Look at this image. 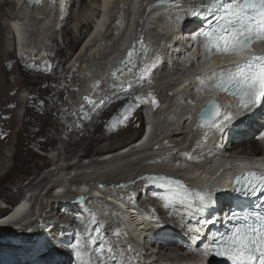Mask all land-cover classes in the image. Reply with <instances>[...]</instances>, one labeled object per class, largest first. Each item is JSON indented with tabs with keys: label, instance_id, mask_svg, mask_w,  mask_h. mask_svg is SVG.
I'll return each instance as SVG.
<instances>
[{
	"label": "bare ground",
	"instance_id": "obj_1",
	"mask_svg": "<svg viewBox=\"0 0 264 264\" xmlns=\"http://www.w3.org/2000/svg\"><path fill=\"white\" fill-rule=\"evenodd\" d=\"M97 1H99V5L90 4L85 6L82 4L78 9H76L75 0H62V5L65 11L63 10V13L60 12V14H58L59 17L56 21L59 24V27L55 37L51 35L50 38L52 39V42H56V47L52 46L49 52H45V54L50 53L46 55L47 57H45L44 51L38 52L31 58H29V55H27L28 57H24V59L26 58L25 60L23 59L25 64L21 66L20 62L18 61L19 57L16 50H14V48H7L3 39L0 38V200H8L11 202L19 195L23 196V188L28 187L34 192L30 200L33 201L37 206H35L34 209H38L39 215L41 212L46 211L49 207H52L53 201L55 199L53 192L56 188L62 189L63 187L67 186L66 192L60 197L67 196L72 198L78 189L84 188L81 186L82 181H85L89 184L95 179L121 178V176L137 172L140 168L143 169V173L149 170H147V168H151V170L156 173L158 172V169L155 167L162 166L159 168H163L165 165H168L165 163L149 165L144 164L143 150L145 147L142 143L137 142L138 136L143 132L139 137L140 139L144 134L143 128L145 125V117H143L142 125V121L137 114L132 116L135 108L140 105V98L142 97H140L138 92H133V88L137 87V90L140 89L138 84L144 82L142 80L141 74L138 73L135 76H132V79L126 80L124 82L122 81L121 83L116 82L117 84H112L111 88L104 92L105 94H103V97L93 107L87 106V103L84 99L83 103L86 106H82V108L78 107L77 105L73 104V101L70 100L71 98L68 97L69 95H73L77 86L76 84L83 85L82 77L84 74L85 76L93 74L99 68L109 63L113 58H115V55L122 51V48L126 44V40L131 36V30L126 33V36H124L121 45L118 43L116 46H114L115 49L107 55V59L104 57L106 59V64L103 60L101 63L98 62L97 66L95 60L102 58L101 50L103 46H106L108 43H112L113 37L119 32L121 28L124 30L123 25L128 15L129 5L131 7L129 16L132 17V23H137V21L143 23L146 21L145 12L148 9V5L145 4V0H116L117 7H115L114 10V13H116L114 22L115 20L118 21L117 19L120 15H122L120 19H122L121 21L123 22H115L107 31V33L111 31L113 34L108 36H106L107 33L103 35V27L102 29L101 27H98L95 33L86 40L90 30L93 27L91 22L95 23L94 18H90L92 15L88 14L87 10H90L91 8L98 12L99 6L103 4V0ZM110 1L111 0L105 2L104 5H107L106 9H108ZM51 2L53 3L54 0ZM84 2H86V0H84ZM44 5L45 3H41L36 6L38 9H43ZM50 5L51 3L49 6ZM9 8L14 9L12 1L0 0V13L9 15ZM47 10L48 12L50 11L49 8ZM122 11L123 13H126L121 14ZM97 12L94 13L93 11L92 14L95 16L97 15ZM162 13L164 14L166 12ZM36 14L40 18H43L40 24L41 28L43 27L44 29V26L49 23L48 18L50 15H46L44 10H39L36 12ZM153 19L154 15L151 19L149 18L148 24H151ZM177 23L178 22L172 17L165 18L163 30H165V32L168 34L167 39L173 40L175 34L174 28L176 27ZM88 24L90 25V28L87 26ZM15 25L17 27V31H20V36L22 35V43H20L25 45L29 41L28 25L22 22V20L17 21ZM2 31L3 28L0 29L1 35ZM12 33L14 35V30H12ZM59 33L62 35L63 43H60L58 39ZM76 33H78V36ZM45 34L46 33H44V36H46L45 38L48 40L50 36ZM40 40L39 43L42 41ZM174 46L177 47L178 43H176ZM153 47L154 43L150 44L149 49ZM53 52H56L54 57H52ZM163 52H166V55L160 56L158 63L155 64L156 70L164 71L165 68L170 67L171 62H173L172 64H175L174 56L177 55L173 46L169 47V49ZM172 55L173 58L171 57ZM55 58L59 59L57 64H55ZM88 58H92V60L86 61ZM192 58H195L194 53H191L188 57L182 58V60L191 62ZM49 62L51 63L48 64ZM67 65L69 66L68 69H66ZM203 66L204 62H202L201 66L192 68L188 74H185L183 82L191 81L195 76V73H197L199 70L202 71ZM63 71H66L65 76H59L58 73H63ZM174 72L177 73V71ZM71 81H74V86ZM178 84L179 83H175V85ZM24 86L28 88L30 95L27 102V112L24 116L25 123L24 125H20L18 110L23 104V99L21 100V98L24 97L22 96L24 91L22 88ZM174 94L176 95V93ZM197 96H199V101L198 99L196 100ZM201 98V92L195 93L194 98L191 100L195 102H192L191 106L189 107L185 105L186 100H183V102H180V104L179 102L174 103V105H176H173L171 113L166 116L167 119L164 121L160 120L155 126H158L160 129H164V131L168 132L169 130L165 129L168 128L166 127L167 125L170 126L172 124L170 117L173 115V117L177 116V119H181V110L185 112L187 108H189L190 114L195 113L198 106H200ZM64 107L65 110L64 113H62ZM76 109H78V111H76ZM143 110L144 108L140 112V114L142 113L141 116L143 115ZM125 117H127V119H125ZM183 120L184 119H181L180 122V124L183 125L182 128L179 129L172 127L171 133L173 132L172 138H174L176 134L184 136L181 137V139L174 138V140L171 141H176L178 143L177 145L181 147L182 150H187L188 147L186 145V141L190 140V136H186V132L183 128L188 123V120ZM77 121L78 126L76 123ZM29 126L40 127V129L38 132H36V130H31ZM197 126L198 124L193 123L191 118L186 129L188 134H200L201 132L205 131V129L200 127L197 128ZM135 127H142L139 135L132 137L129 136L127 139L124 135ZM239 127L240 126L237 125L231 129L228 128V130L225 131V134H223L221 137L219 144L230 150L240 149L241 154L246 153L250 149H255L257 147V141L250 133L246 131H243L244 133H237ZM65 129L67 130L66 132L70 130L71 133L67 134L65 132V134ZM13 130L15 139H17L15 143L12 142ZM73 131L76 132V140H73L75 137L70 138L71 135L73 136ZM214 133H216V131H214ZM68 136L69 139L66 142L65 139L66 137L68 138ZM215 137L216 136L210 135L209 141L212 142ZM58 140L62 142L63 146L66 144L67 145L64 146L63 149H61V146L57 147V149H54L53 158H49L48 155L43 154H40V157L38 155L39 152L37 154L32 146L33 142H35L39 145V147H44L42 150H47L51 147L56 148V143ZM127 140L128 143L122 148H119L120 142L123 143ZM209 141L204 143L205 145L202 147V150L207 148L209 149ZM98 142L99 145L94 146V144ZM4 145L5 147H11L14 145L16 149L12 159L14 160L13 165L7 166L8 155L5 152L6 148L3 150ZM131 145L133 146L130 149H127ZM178 146H175V148ZM96 147L99 148L96 149ZM126 150L128 151L127 155L125 154ZM177 157L179 156L176 155L173 158L176 159ZM36 159H39V162L36 161ZM87 159H89L88 163L85 162ZM40 160L43 161L40 162ZM123 160L129 161L130 163L126 164H128L131 168L129 169V173H124L121 175L120 172L122 170L119 171V168L125 163L122 162ZM174 162H171V164H174ZM185 163H188L190 166L189 169L194 168L192 165L194 162L191 163V161L188 162L187 160L179 163L176 162L175 164L179 166L180 170L174 172L176 174L180 173V177H185L186 171H190L188 169L184 171L183 165H185ZM101 164H104L105 167L113 166L116 168H114L113 172L109 173L108 170H102L99 168L98 165ZM127 166L124 169L129 168ZM46 168L48 169L44 174H42ZM196 169L199 175L194 179V181L200 182L202 181V178H204L202 176L206 175V173L199 165ZM73 172H76L77 175L72 176L71 174ZM26 174H33V177L27 179V183L26 181L22 182L20 179L23 175L26 176ZM209 174L211 175V173ZM163 183L165 182H153L147 179L141 183V186L138 190L139 193H137L135 190H128L123 191L122 194L125 197H129L127 198L128 200L137 199L140 202L144 201L146 203L148 202L147 199L152 195L157 194L158 191H160V194H158L159 197L163 194L161 190V185ZM152 189L155 191L152 192ZM166 190H164V193L167 192ZM108 198L109 197H106L107 200ZM226 198H228V195L222 193L219 195L218 201L221 203L223 199ZM101 201L102 200H98V202ZM62 207H64L63 210L65 209V212L61 210L62 212H60L57 216L58 223L56 225H50L52 228L45 236L39 233L41 231H36L29 236V238L33 236L27 244L26 249V255L30 260H34L39 257L40 254L45 252L48 246L59 244L61 245L60 250L63 251V254L59 257H49L45 263L39 264H70L71 260L73 259V251L70 247L74 244L75 235L71 231V228H69V226L65 223L66 212L81 214L82 212H85V210L78 205L71 206L63 204ZM147 210L150 213L148 215L150 217L151 215H154L155 217H152L155 219L165 209L162 210V207L150 205V208ZM126 211L127 209H124L123 213H126ZM209 211L210 209H206L204 213H209ZM2 212L3 210L0 209V214ZM170 212L175 216H183L179 221L180 223L164 224L159 231L152 234V237L157 238L160 241V250L168 251L170 248L175 251L176 249L179 250L185 248L184 245L189 241L190 235L195 234L191 232L190 229L199 225L202 220L197 215L189 216L185 214L181 207L178 206H176L175 209L171 208ZM36 213L37 212L27 214L24 216V219H30L32 218L33 214ZM41 217H47V212H44ZM152 217L151 219H153ZM7 221L8 220L2 221L1 225L6 224ZM179 225L182 227L181 232L176 229V226ZM20 232L27 233L25 229H22ZM108 236H116L111 227L108 229ZM86 247L91 248V246H85L84 251L89 250ZM4 249H2V247L0 248V250L7 252ZM158 253L161 252L159 251ZM178 256L179 254L177 257ZM83 257L84 259H89L87 255ZM94 258L95 255L91 257V259ZM153 259L154 257H149L148 262H151V264H158ZM142 264L145 263L143 262Z\"/></svg>",
	"mask_w": 264,
	"mask_h": 264
},
{
	"label": "snow or ice",
	"instance_id": "obj_2",
	"mask_svg": "<svg viewBox=\"0 0 264 264\" xmlns=\"http://www.w3.org/2000/svg\"><path fill=\"white\" fill-rule=\"evenodd\" d=\"M157 4L184 7L177 0H157ZM185 15H203L206 21V27L192 36V40L198 41L205 52L202 72L195 77L199 85L196 90L212 97L200 110L198 127L205 131L196 147L201 148L211 131H223L224 122L234 118L233 113L227 111L233 106L232 103H220L216 99L219 94L235 97L236 106L242 112L264 102V51H257L258 45H264V0H198L189 6ZM140 43L143 45L142 37ZM136 54L135 45L127 50L126 64L133 65L127 69L129 73L133 72ZM217 57L220 58V63H211ZM121 63L124 64L125 61ZM112 75L116 77L115 72ZM148 96L152 97L153 105L158 104L151 92ZM84 100L93 103L88 96ZM261 138H264V133ZM183 155L189 161L198 159L192 152H185ZM146 179L153 182L164 181L161 186L167 192L160 195L159 199L164 201L165 207L175 209L176 205H180L189 216L204 212L215 202L214 189L189 187L184 181L167 176ZM233 185L234 190L245 197L264 196V172L248 171L238 174L234 177ZM80 199L83 200V197ZM230 219L235 221L230 230L214 237L210 244L205 245L203 254L225 256L232 264H264V211L260 210V206L255 209L242 208L239 212L233 211ZM150 222L160 223L158 219ZM91 223H96L95 215L92 216ZM85 227L89 233L92 231ZM102 227L103 225L95 228L96 233L99 234ZM190 231L195 233L192 241L195 244L196 239H199L200 228L195 227ZM116 235L119 237L120 233L117 232ZM89 239L93 245L96 244V238L89 236ZM76 247L78 259L85 255L89 257L87 261L81 260V264H133L131 253L134 249L131 244L127 245V253L103 239L99 246L88 251H84L79 239ZM93 255L97 257L95 262L91 259Z\"/></svg>",
	"mask_w": 264,
	"mask_h": 264
},
{
	"label": "rangeland",
	"instance_id": "obj_3",
	"mask_svg": "<svg viewBox=\"0 0 264 264\" xmlns=\"http://www.w3.org/2000/svg\"><path fill=\"white\" fill-rule=\"evenodd\" d=\"M51 1H53V0H51ZM75 2H76L75 3V8L76 9H78L82 4L85 5V6H88L90 4L99 5V3H98L97 0H86V2H84V0H75ZM112 4L114 5L113 6V11H114L115 10V7H117V3H116V1H114ZM49 10H50L49 11L50 12V16L48 18L49 19V23L47 25H45L47 27L44 26V29L42 27V28H39V30H38V32H39L40 35H42V33L43 34L46 33L45 35L48 34V36H50L49 39H48L49 41L47 39H45V38H40L42 41L40 39L37 40V44H39V48H40L39 51H41V52L44 51V54H45V52H49L51 50L52 46L56 47V42H52L51 41L52 39H50V38H51V35L55 37V34L57 33V29L59 27V24L57 23L56 20L59 17L58 14H60V12L63 13V10H64L63 5H62V0H54L53 3L51 2V5L49 6ZM9 11H11V9H9ZM93 11H94V13L97 12V11H95V10H93V9L90 8V10H87V13L92 15V17H90V18H94L95 19V16L92 14ZM91 24H93V22H91ZM87 26H89V28H90V25L89 24ZM83 30H86V29H83ZM34 31H35V29H33V32ZM77 34L78 33H76V35ZM35 37H37V36H35ZM123 37H124V30L121 28L119 30V32L113 37L112 43H108L106 46L105 45L103 46V48L101 50V53H102L101 57L102 58H98L97 60H95L97 66H98V62L101 63V61H103V60H104V62L106 61L107 55L109 53H111L115 49L114 46H116L118 43H120L122 41ZM43 39L45 40V42H44ZM58 39H59L60 43H63L62 42L63 39H62L61 33H59ZM39 40L41 41L40 42L41 44L39 43ZM46 41H48V42H46ZM171 42H172V40L171 39L170 40L167 39V36L166 35L160 36L159 41L157 43H154V47L151 48V49H148L146 51V56L144 57V59L141 60L140 62H138L136 64V66L133 68V72H131L125 78L122 79V81L124 82L126 80L132 79L133 78L132 76H135L138 73L142 75L141 77H142V80L144 82L138 84V86L140 88L138 90L141 91V92H139L137 90V87H134L133 88V92H138L140 94V97L142 96L140 98V105H138L135 108V110L133 111V113H132V116H134L136 114L138 115V117L142 121V125H143V115L141 116L142 113L140 114V112L143 109V100L148 101V102L151 103V98L152 97L148 96V93L149 92H151L152 93V96H154L155 99L158 101V104H157L158 106L157 105H153L151 103L152 106H153V108H154V112H156V118H157L158 122L160 120H163L164 121L165 119H167L166 116H168V114L171 113L172 108H173V105L176 102L177 103L179 102V104H180V102H183V100L186 99L185 105H187L188 107L191 106V101H190L189 98H187L188 97L187 94L186 95H181L180 94L178 96V95H175L174 94L175 92H173L174 82L177 81V79H180V78L184 77L185 74H186V73L183 72V70L181 68L182 66L181 65H178L176 63L175 64H172L173 62H171L170 67L165 68L164 71L163 70L161 71V70H156L155 69V66H156L155 64L158 63V60L160 59V56H165L166 55L165 54L166 52H163V51H165V50L169 49V47H171ZM55 53L56 52H53V56L52 57L55 56ZM48 54H50V53H48ZM48 54H45V57H47L46 55H48ZM171 57L173 58V55ZM174 58H176V57H174ZM23 59L24 58H18V61L20 62V65L21 66H23L25 64V61L24 60L26 58L24 60ZM88 59H86V61H91L92 60V58H88ZM58 62H59V59L58 58L57 59L55 58V64H57ZM50 63L51 62H49L48 64H50ZM105 64H106V62H105ZM102 65H104V64H102ZM173 66H174V68H173ZM185 66H187V65H185ZM68 68H69V66L67 65L66 66V69H68ZM187 68L189 69L188 66H187ZM175 70L178 71V72L175 73L174 72ZM65 74H66V71H63V73H61V72L58 73L59 76L61 75L63 77L65 76ZM84 79L86 80L85 74L82 77L83 82H84ZM116 82L117 81H113L112 84H114V83L117 84ZM71 83L74 86V81H71ZM118 83H121V82H118ZM76 85L77 86H76V88L74 90V93L72 95L73 97L70 96V95L68 96L69 98H71L70 100L73 101V102H74V99H75L76 95L78 94V91H79V89H80V87H81L82 84L81 85L76 84ZM77 89H78V91H77ZM22 90H24L23 91V94H22V96H24V97L21 98V100L23 99V104L20 107V109L18 110L19 119H20V125H24V123H25L24 122V116H25V114L27 112V108H28L27 102H28V98H29V95H30L29 90H28V88H26V86H24L22 88ZM144 97H146V98H144ZM64 110H65V107L63 108L62 113H64ZM180 114L179 115H180V118L181 119L188 120V123L183 128L184 131L187 134L186 128H187V125L189 124V119H190L189 118L190 117L189 108H187L185 112L183 110H181V113ZM181 119H177V116L176 117H173V115H172L170 117V120L172 121V124L170 126L167 125L166 127H168V128L165 129V130H169V131L166 132V131H164V129H160L159 128V137L163 138L166 135H171V128L172 127L179 128V129L182 128L183 125L180 124ZM76 123H77V126H78V121ZM29 127H30L31 130H36V132H38L39 129H40V127H34V126H29ZM141 129H142V127H140V128L139 127H135L131 131L127 132L124 136L128 139L129 136L132 137V136L139 135ZM76 130H77V128H76ZM66 131L67 130L65 129L64 130V133ZM93 131H94V129H93ZM64 133H63V138H64ZM66 133L67 134L68 133H71V131L69 130ZM176 135L174 136V138L181 139V137L184 136V135H179V134L177 136ZM178 136H180V137H178ZM61 137H62V135H61ZM71 137L72 138L75 137L73 140H76L77 139L76 132L73 131V136L71 135L70 138ZM174 138H171V136H168V139L174 140ZM68 139H69V136H68V138L66 137L65 141L67 142ZM16 140L17 139H15L14 130H13L12 131V142L15 143ZM49 143H50V141H49ZM127 143H128V140L126 142H123V143L120 142L121 145L119 144V148H122ZM66 145H64V146H66ZM95 145H99V142L96 143V144H94V146ZM32 146H33V149L37 152V154L39 152V154H38L39 156L41 154L40 151H45V150H42V148L44 149V147H39V145L36 144L35 142H33ZM60 146H61V149L64 148V146L62 145V142L58 140L57 143H56V149H57V147H60ZM98 148L99 147H96V149H98ZM4 149L6 150L5 152L8 155V161H7V164L8 165L7 166L13 165L14 164V160H12V159H13V155H14L15 150H16L15 147H14V145H12L11 147H5V145H4L3 150ZM36 161L39 162V159H36ZM42 161L43 160H40V162H42ZM122 162H125V163L119 168L120 169L119 171L122 170L120 172L121 175L124 174V173H129L130 172L129 169L131 168V167H129L128 164H126V163H130L129 161L123 160ZM98 166L102 170H106V169H109V168H112L113 167V166H106L105 167L104 164H101V165H98ZM126 166L129 167V168L124 169ZM31 177H33V174H26V176L23 175L20 179H21L22 182L26 181V183H27L28 182L27 179H29ZM161 188H162L161 189L162 190V193L163 194H166V193H164V190H166V189L164 187H161ZM141 189H143V188H141ZM154 191L155 190L152 189V192H154ZM158 194H160V191H158L157 194L152 195L151 197H149L147 199L148 202L145 203L144 201H142L141 202L142 203L141 204L142 205V208L147 210V209L150 208V205L151 206L162 207V210H164V209L165 210L162 213H160L158 215V217L155 218V220L158 219L163 224L180 223L179 221L182 219L183 216H179V215L175 216V215H172L171 212H170V210H171L172 207H165L164 206V201H162L161 199H159ZM4 202L7 203V204L8 203H11L8 200H5ZM176 206L181 207L180 205H176ZM152 216H154V215H151V217ZM176 227H177L176 229L179 232L182 231L181 230L182 227H180V225L179 226H176ZM181 234H183V233H181ZM6 235L5 234H0V248L1 247H2V249L5 248L4 250L7 251V252H4V251L0 250V264H39V263H45V261H47V259L49 257H59L60 255L63 254L62 253L63 251L60 250V246L61 245L54 244V246L53 245L52 246L51 245L48 246L46 248L45 252L42 253V254H40L39 257H37L36 259L30 260L27 257V255H26V249H27V244L29 243V241L32 239L33 236H31L30 238L28 237L27 241L23 242V239L16 240V238H13V236L8 235V234H6ZM159 248L160 247H155V250H158V252L160 251L161 253H157L154 256V258L156 259V262L158 264H176V263L177 264H181L180 260H178L179 258L177 257V255L180 254L183 249H179V250L176 249L174 251V250H172V249L169 248L168 251H166V250H160ZM70 264H75L74 259L71 260Z\"/></svg>",
	"mask_w": 264,
	"mask_h": 264
},
{
	"label": "water",
	"instance_id": "obj_4",
	"mask_svg": "<svg viewBox=\"0 0 264 264\" xmlns=\"http://www.w3.org/2000/svg\"><path fill=\"white\" fill-rule=\"evenodd\" d=\"M41 0H30L31 3L40 2Z\"/></svg>",
	"mask_w": 264,
	"mask_h": 264
}]
</instances>
